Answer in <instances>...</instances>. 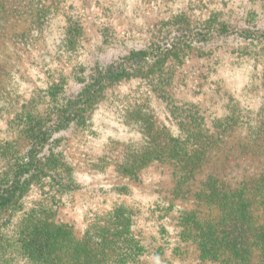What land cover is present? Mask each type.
Wrapping results in <instances>:
<instances>
[{"label": "rangeland", "instance_id": "obj_1", "mask_svg": "<svg viewBox=\"0 0 264 264\" xmlns=\"http://www.w3.org/2000/svg\"><path fill=\"white\" fill-rule=\"evenodd\" d=\"M34 2L35 7L39 2L45 11L53 12L49 29L30 46L25 39L20 44L0 41V175L31 145L24 124L29 118L22 117V112L30 109L33 116L47 121L56 117L64 98L81 90L95 55L101 66L112 64L127 50L157 42L182 18L197 27L216 16L231 23L240 20L244 26L242 18L250 8L264 5V0L249 9L250 0ZM27 3L0 0V12H26L31 9ZM257 16L259 26L264 25V11ZM25 17L10 18L7 23L0 19V29L26 30L31 21ZM74 20L79 25H73ZM70 28L81 29L72 47L63 42ZM248 45L236 42L206 53L197 47L185 49L182 57H171L163 64L170 72L164 90L157 88L163 78L158 70L153 80L148 79L151 72H142L105 84L84 117L60 134L63 140L55 148L56 156L72 167L76 183L59 185L46 175L2 212L0 264H91L90 251L102 247L99 233L107 227L111 232L123 227L130 231L139 250L106 264H218L200 259L196 246L183 234L187 233L183 212L195 208L194 186L176 196L179 173L168 163L150 162L135 177L121 173L117 166L127 148L142 139L133 125L138 111L149 117L153 130L165 128L160 135L164 142L182 135L179 124L186 119L181 114L192 107L198 112L197 122L250 124L253 152L241 163H248L250 171L260 170L264 163V46ZM259 151L263 152L260 158ZM118 210L123 212L120 219ZM33 237L42 245L57 240L44 260L30 243Z\"/></svg>", "mask_w": 264, "mask_h": 264}, {"label": "trees", "instance_id": "obj_2", "mask_svg": "<svg viewBox=\"0 0 264 264\" xmlns=\"http://www.w3.org/2000/svg\"><path fill=\"white\" fill-rule=\"evenodd\" d=\"M256 1L250 0L246 8L249 9ZM38 3L35 7L34 0H28L27 5H31V9L26 12H0V19L4 23L10 18L22 19L27 13L29 15L25 20L30 18L31 21L28 29L19 32L16 28H1L0 41L20 44L25 39L26 45L34 44V40L49 29V22L53 18V12L45 11L44 6ZM260 11H264V5L250 8L242 18L246 23L244 26L240 20L231 23V20L216 16L197 27L182 18L157 42L127 50L119 54L112 64L101 66L95 55L91 72L82 81L84 85L81 90L64 98L62 107L57 109L56 117L52 120L38 119L39 116H33L30 109L24 110L22 117L29 118L24 124L31 145L24 155L15 157V164L9 171L0 175V216L17 204L41 177L50 175L58 180L59 185L67 187L76 183L72 167L63 162L59 155L56 156L55 148L63 140L60 134L84 117L88 108L101 96L105 84L118 83L142 72H151L148 79L153 80L158 70L163 78L156 83L157 88L164 90L170 80V72L164 69L163 64L171 57H182L185 49L197 47L206 53L236 42H248V47L264 46V25L259 26L257 16ZM73 23L79 25L77 20ZM80 31L70 28L63 42L70 47L76 46ZM113 39L117 40L116 37ZM193 109H185L181 114L186 119L184 124H179L182 135L165 137L164 142L160 135L165 128L153 130L149 117L138 111L133 125L142 134V139L127 148V154L123 155L117 169L126 176L135 177L150 162L172 165L179 173L176 196L187 194L192 186L195 189V208L184 211L181 221L187 232L183 234L190 245L196 246L199 258L218 264H264V163L260 164L257 172L250 171L248 163H241L253 152L250 139L252 128L247 122L241 125L221 120L211 125L205 121L197 122L198 112ZM240 132L242 134L235 140ZM262 134L263 130L260 129L259 135ZM6 145L14 147L13 143ZM259 147H263L262 142ZM262 151L256 156L260 158ZM45 169L48 171L45 172ZM116 214L120 219L123 212L118 210ZM99 234L102 247L90 251L91 264L103 261L106 264L109 259L132 257L139 250L138 243L124 227L117 232H111L107 227ZM50 242L42 245L36 237L30 241L37 256L43 260L49 256L57 240Z\"/></svg>", "mask_w": 264, "mask_h": 264}]
</instances>
